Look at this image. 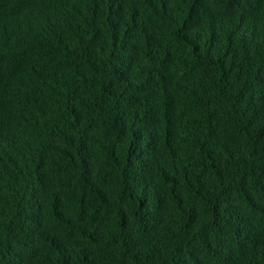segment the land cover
Here are the masks:
<instances>
[{
  "label": "trees",
  "instance_id": "trees-1",
  "mask_svg": "<svg viewBox=\"0 0 264 264\" xmlns=\"http://www.w3.org/2000/svg\"><path fill=\"white\" fill-rule=\"evenodd\" d=\"M0 264H264V0H0Z\"/></svg>",
  "mask_w": 264,
  "mask_h": 264
}]
</instances>
